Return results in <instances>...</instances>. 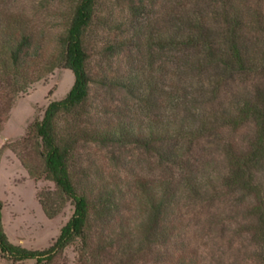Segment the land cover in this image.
<instances>
[{"label": "trees", "instance_id": "16d2710c", "mask_svg": "<svg viewBox=\"0 0 264 264\" xmlns=\"http://www.w3.org/2000/svg\"><path fill=\"white\" fill-rule=\"evenodd\" d=\"M137 1L135 5L133 0V15L140 14L150 2ZM98 3L77 1L66 31L57 37L60 49L55 55H47L42 39L23 18L0 16V130L15 98L45 74L56 68L74 74L66 96L51 101L42 119L32 123L26 136L9 147L31 178H44L55 185L54 191L38 194L45 215H57L59 199L70 200L73 213L49 247L32 250L8 239L0 201V259L4 264L29 260L55 264L67 247L76 246L74 264H200L195 254L183 248V226L175 215L180 194H184L201 201L230 196L234 212L242 211L240 223L254 246L255 264H264V0H166L164 18L171 19L173 25L137 30L132 22L131 36L139 47L145 46L151 54L154 49L161 52L156 60L164 55L159 67L162 77L167 80L173 68L176 76L193 74L192 87L207 86L214 96L212 102L219 100L223 88L236 75L259 79L252 89L233 95L227 107L207 113L196 108L197 119L127 118L115 124L93 121L87 109L91 77L86 35ZM152 57L147 65L155 70ZM145 70L134 64L128 76L106 77L102 84L140 98L157 93L165 97L169 86L158 87V78ZM180 90L176 88V93ZM245 127H250V132L244 142L224 141V171L217 176L203 165L192 164L181 144L205 138L214 130L238 132ZM29 143L42 163L40 168L21 155ZM82 143L135 145L155 154L165 168L181 169L179 178L164 177L150 187L141 185L148 211L136 240L126 237L124 226L117 233L116 226L112 231L108 227L121 204L115 189L101 190L92 199L77 183L74 167ZM92 214L97 225L92 223ZM97 227L101 233L96 235Z\"/></svg>", "mask_w": 264, "mask_h": 264}, {"label": "rangeland", "instance_id": "374dc122", "mask_svg": "<svg viewBox=\"0 0 264 264\" xmlns=\"http://www.w3.org/2000/svg\"><path fill=\"white\" fill-rule=\"evenodd\" d=\"M78 0H0V16L12 15L23 18L42 39L47 55H55L60 49L58 36L64 33ZM138 15L132 14L133 0H99L97 13L86 35V49L89 55L87 70L91 77L88 100L89 117L93 121L119 123L127 118L147 121L151 117L163 119L179 118L185 121L197 119L200 113L227 107L233 95L252 89L256 77L236 75L229 86L223 88L218 101L213 100L209 88L192 87L193 74L176 76L174 68L168 71L167 80L162 77L159 67L161 52L140 46L131 36L130 25L135 28L152 26L163 28L173 25L171 19L164 18L166 0H154ZM135 5L138 3L134 0ZM137 24V25H136ZM153 56L155 66L149 67L147 56ZM160 56V55H159ZM152 57V58H153ZM134 64L146 69V73L156 77L158 87L169 86L167 94L161 96H133L116 86H104L108 77L128 76ZM140 65V66H139ZM148 71V72H147ZM174 72V74L172 73ZM162 77V78H161ZM74 82V74L64 68H56L51 73L32 84L26 93L19 94L2 124L0 130V201L2 202V223L10 242L32 250L49 247L59 235L61 227L73 213L70 200H57L60 211L54 218L43 212L38 194L54 191L55 185L40 178H31L21 165L10 145L26 136L29 126L41 120L51 101L63 99ZM180 92L176 93V88ZM177 94V95H176ZM171 95L173 99L171 98ZM176 97H180L176 102ZM196 106V107H195ZM250 127L238 132H214L193 143L185 142L184 151L192 164L205 166L213 176L224 171V141L240 144L247 139ZM226 142V141H225ZM180 144V145H181ZM25 150V151H24ZM21 150L23 158L35 167L42 163L36 157L31 143ZM75 174L80 187L84 186L90 198L95 199L105 189H115L120 208L112 215L108 227L115 232L125 231L126 237L136 240L138 227L147 216L146 193L141 185L156 183L162 178L176 179L181 175L178 167L165 168L155 154L135 145H102L82 143L77 152ZM264 181V178H263ZM181 203L175 210L181 220L184 247L195 254L200 264H255L254 246L240 223L242 211H235L232 198L222 197L195 200L180 194ZM233 206H232V205ZM238 212V214H237ZM92 223L94 225L95 215ZM244 223V222H243ZM96 228V226H95ZM94 233L100 234V230ZM109 231V229L107 228ZM138 241V240H137ZM76 246H69L57 257L55 264H74ZM5 261L0 259V264ZM21 264H35L24 261Z\"/></svg>", "mask_w": 264, "mask_h": 264}]
</instances>
